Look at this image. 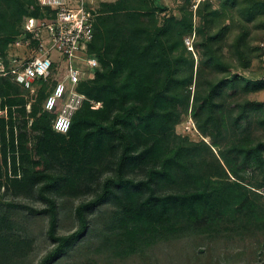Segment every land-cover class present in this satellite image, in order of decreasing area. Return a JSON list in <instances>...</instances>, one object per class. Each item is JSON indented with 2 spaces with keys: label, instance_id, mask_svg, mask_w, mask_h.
Wrapping results in <instances>:
<instances>
[{
  "label": "trees",
  "instance_id": "1",
  "mask_svg": "<svg viewBox=\"0 0 264 264\" xmlns=\"http://www.w3.org/2000/svg\"><path fill=\"white\" fill-rule=\"evenodd\" d=\"M216 1L198 4L197 23L189 0L180 17H159L167 6L156 0L98 1L88 52L100 66L79 82L87 99L66 133L53 129L58 107L44 108L52 84L32 94L0 75V264H30L34 238L15 210L48 218L53 245L35 264L94 232L92 252L109 258L196 237L194 256L213 264H264V194L254 189L264 187V100L249 97L264 89V0ZM52 15L37 0H0L6 65L25 19ZM188 115L198 141L175 131ZM65 196L78 199L77 227L60 234Z\"/></svg>",
  "mask_w": 264,
  "mask_h": 264
},
{
  "label": "built area",
  "instance_id": "2",
  "mask_svg": "<svg viewBox=\"0 0 264 264\" xmlns=\"http://www.w3.org/2000/svg\"><path fill=\"white\" fill-rule=\"evenodd\" d=\"M37 1L41 7L52 10L53 15L49 20H39L33 16L25 19L23 32L12 45L19 47L24 44L29 55L23 52L11 53L7 57L8 65L0 55V75L11 74L14 81L32 94L39 83L52 84L44 100V108L53 111L58 107L52 121L53 129L66 133L74 113L87 99L78 89L79 82L93 77L100 66L97 57L88 52V43L93 38L94 19L98 13V0ZM189 1L196 12L198 4L203 0ZM193 38L194 33L184 39L191 50ZM53 52L57 54L52 56ZM57 67L61 73L59 75H56ZM4 113V110H0V115ZM257 190L264 194V187Z\"/></svg>",
  "mask_w": 264,
  "mask_h": 264
},
{
  "label": "rangeland",
  "instance_id": "3",
  "mask_svg": "<svg viewBox=\"0 0 264 264\" xmlns=\"http://www.w3.org/2000/svg\"><path fill=\"white\" fill-rule=\"evenodd\" d=\"M98 1L108 3L116 0ZM160 1L167 6V9L158 14L159 17H162L163 15L168 16L171 14L180 17V14L182 13L181 5L184 3L183 0H156V3H159ZM213 3L216 7L217 1L213 0ZM187 9L192 12L194 22L197 23L198 17L196 16V12L193 10L190 1L188 3ZM11 43L12 41H10L7 50L9 54L15 52H23L24 54L29 55V52L25 51L26 46L24 47V44L16 47ZM256 44H258V42H256ZM56 54V52H53L52 56H55ZM194 56L197 58L196 51H194ZM261 61L262 59L255 58L253 60L251 68L255 70L260 69ZM241 72L245 76L250 75L252 77V73L249 70H241ZM59 74L61 73H59V67H57L56 75ZM253 78L259 79L260 75ZM249 97L257 100H264V89L258 92L251 93ZM175 131L177 134L185 136L193 141H198L202 138L195 127L193 119L189 115L176 126ZM259 188L260 186L254 187V189ZM23 201L27 202L26 200ZM60 202L62 204V207L59 212L58 233L65 234L77 227V220L73 212V207L78 202V199L70 196H65ZM32 204L35 207L42 206V204L38 201H35ZM13 216L23 225L25 231L30 235V237L34 238V249L29 256V261L30 264H35L42 257V255L53 245L46 234L48 228V218L43 215H33L31 213H26L25 211L22 212L19 210H15L13 212ZM94 233L80 240L74 248L69 250L67 254L62 256L54 264H87L88 262H91V264H213L216 260V258H214V260H210L208 256H194L195 253L193 254V250L196 247L204 245V242L196 237L191 239L173 240L169 242L159 243L157 245L162 246L150 251L145 258H141L140 256H132L124 260L115 259L113 257L109 258L105 254L92 252L94 251L95 245H97V240Z\"/></svg>",
  "mask_w": 264,
  "mask_h": 264
}]
</instances>
